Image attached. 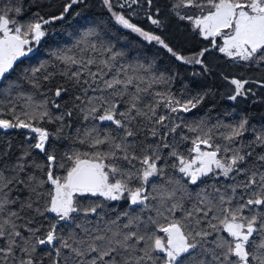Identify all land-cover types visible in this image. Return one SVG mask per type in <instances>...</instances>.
<instances>
[{"label": "snow or ice", "instance_id": "1", "mask_svg": "<svg viewBox=\"0 0 264 264\" xmlns=\"http://www.w3.org/2000/svg\"><path fill=\"white\" fill-rule=\"evenodd\" d=\"M0 264H264V0H0Z\"/></svg>", "mask_w": 264, "mask_h": 264}, {"label": "trees", "instance_id": "2", "mask_svg": "<svg viewBox=\"0 0 264 264\" xmlns=\"http://www.w3.org/2000/svg\"><path fill=\"white\" fill-rule=\"evenodd\" d=\"M159 2L163 5V4L166 2V0H159ZM98 11H99L98 9H93V12H98ZM90 18H91V17H90ZM146 26H147V25H146ZM68 31L70 32L71 29H68ZM131 39H132L133 41H137V40H138V38H136V37H134V36L131 37ZM145 47L147 48L149 54H151L152 52L156 51V49L153 48L152 46H147V45H145ZM163 58H164L165 61L168 60V57L166 56V54L164 55Z\"/></svg>", "mask_w": 264, "mask_h": 264}]
</instances>
